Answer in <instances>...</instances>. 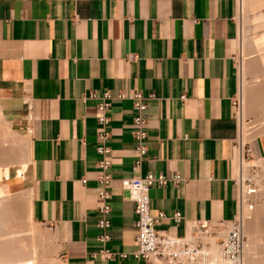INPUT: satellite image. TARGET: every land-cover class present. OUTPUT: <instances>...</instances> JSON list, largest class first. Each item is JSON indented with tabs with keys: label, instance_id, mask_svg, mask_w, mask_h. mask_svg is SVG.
<instances>
[{
	"label": "crops",
	"instance_id": "crops-1",
	"mask_svg": "<svg viewBox=\"0 0 264 264\" xmlns=\"http://www.w3.org/2000/svg\"><path fill=\"white\" fill-rule=\"evenodd\" d=\"M237 11L238 0H0V88L7 102L28 96L31 146L23 186L32 218L51 228L59 245L53 264H161L131 253L134 202L121 178L132 175L134 110L121 91L157 94L147 100L141 173L184 177L150 188V212L169 216L155 227L183 236L194 220L235 216ZM107 90L113 258L92 255L101 246L99 99L86 97ZM252 127L249 138L261 156L255 162L264 171V116ZM176 210L179 222L170 217ZM255 211L264 214V203Z\"/></svg>",
	"mask_w": 264,
	"mask_h": 264
},
{
	"label": "built area",
	"instance_id": "built-area-1",
	"mask_svg": "<svg viewBox=\"0 0 264 264\" xmlns=\"http://www.w3.org/2000/svg\"><path fill=\"white\" fill-rule=\"evenodd\" d=\"M119 97H129L132 99L134 114L133 123V151L134 158L132 161V175L123 176L121 184L129 190V196L134 202L135 213V242L137 244L135 250L131 253L135 258H152L158 260L161 264H244L243 255L247 243V237L244 232L243 223L250 214L244 215L243 207L248 206V210L254 208V197L259 194L260 186L263 184L264 175L258 170L256 160L261 157L254 151V145L250 142H244L240 133L234 142L233 156L237 161V176L235 177L237 212L235 216L228 220H218L208 222L205 220H194L189 227L188 232L183 236H169L165 232L155 227L156 222L163 218L169 217L163 210L156 215L150 212V195L149 191L156 182L159 185L171 182L175 185L180 184L184 177L175 172L171 175L163 173L155 174L154 172L141 173L144 157L148 152V118L147 108L148 99L156 98L154 91L143 93L141 90H134L126 93L119 92ZM86 97H97V138L99 143L96 147L98 155L97 166L99 168L98 181L100 187L98 189V238L101 244L98 251L93 252V256H101L102 258H113L116 253L109 248L111 240V182L113 177L110 168L112 166V148L108 142L110 138V130L108 123L110 120L108 108H110L111 92L108 90L101 94L91 92ZM181 97L186 99V95ZM233 104L240 108L241 98L239 92L233 97ZM30 113V103L28 106ZM31 118V114H30ZM30 130V127H28ZM242 146L241 159L236 157L235 151ZM251 158H255L251 160ZM251 163L249 170L243 174V162ZM175 222L182 219L180 211H174L170 216ZM220 247V261L213 262V246ZM123 257L127 256L126 252H122Z\"/></svg>",
	"mask_w": 264,
	"mask_h": 264
},
{
	"label": "bare ground",
	"instance_id": "bare-ground-1",
	"mask_svg": "<svg viewBox=\"0 0 264 264\" xmlns=\"http://www.w3.org/2000/svg\"><path fill=\"white\" fill-rule=\"evenodd\" d=\"M250 9H253L255 17H264V0H238V16H240V43L238 44L240 47V64L238 65L239 77L237 78L239 80L237 83L241 98L240 110H238V112L241 123L240 137L242 139V144L246 139L248 140L250 136V132H248L247 129V119L249 114H254L256 119L262 117V115L264 116V31H261L256 35L247 36L248 30L246 29L245 22L247 21L246 19L248 18L249 13L246 11H249ZM29 116L27 119H29ZM11 123L5 119L4 110L0 104V264H47L49 259L46 260L43 256L39 255L38 252L41 244L38 240L41 238V236L43 238L47 233L38 234L40 238L35 237L37 235H35L36 232H31L33 235L27 234V230L29 227L31 228V226L28 227L27 225L28 228L26 230V225H24V227L22 224L24 222H20L19 220V217H22L20 216L21 214H19L18 217L16 214L19 213V211L16 213V210L13 209L15 206H11L18 205V203L21 202H18L16 198V204H13L15 200H12L13 196H11L12 194L10 195L9 182L5 179V177L8 175L7 172H9V164H11L10 161L16 157L17 152L15 140L17 132H15V129H13ZM27 137L30 136L28 135ZM24 141L27 144L28 141ZM21 154L22 153H20V155ZM241 156L242 146L239 147L238 156L236 155V157L241 159ZM249 165H251V163H246L245 161L243 162V174H246V172L249 170ZM21 175L22 173L19 172V176ZM28 199L29 203L27 204L28 208L26 214L27 220L30 221L29 223H31L32 210L30 198L28 197ZM247 210L248 206L244 205L242 210L244 211V215H247L248 213L250 214V212ZM253 211L254 213L250 215L249 218H246L243 223L244 232L246 234H250V240H248L250 242L246 243L247 245L244 250V264H257V262L261 259L257 257L259 260L257 259V262L254 260V257H256L258 253L256 255L254 254L255 256H252V253L257 252L256 250L252 252V250L257 244L256 241L258 240L255 230H253L254 232H251V228L255 226L254 223H256L258 218L257 211ZM22 220L24 221V219ZM27 220L25 222H27ZM253 229H255V227ZM26 231L27 233H25ZM35 238L38 240H35ZM260 245H258V247ZM213 247V262L217 263L221 260V251L218 245L214 244ZM260 264L262 263L260 262Z\"/></svg>",
	"mask_w": 264,
	"mask_h": 264
},
{
	"label": "rangeland",
	"instance_id": "rangeland-1",
	"mask_svg": "<svg viewBox=\"0 0 264 264\" xmlns=\"http://www.w3.org/2000/svg\"><path fill=\"white\" fill-rule=\"evenodd\" d=\"M246 12L249 13L248 18L246 19L247 21L245 22L246 29L248 30L247 36L256 35V34H259L261 31H264V17H262V18L255 17L253 9H250L249 11H246ZM238 14H239V12H238ZM238 14H237V20H236L237 36L239 33L238 23H240V16H238ZM238 40L240 41L239 37H238ZM239 48L240 47H238V52L236 54L237 70H238V65L240 64V50H239ZM238 75L239 74L237 71V77H239ZM237 77H236V79L238 81L239 79ZM237 92H238V83H237ZM239 94H240V91H239ZM0 104L4 110L5 119L10 123L12 122L11 125H12L13 129H15V132H17L16 133V139H15L16 140V151H17L16 157L13 158L12 161H10L11 164H9V172H7L8 175L5 177V179L9 182L10 195L12 194L11 196H13L12 200L13 199L15 200L17 198L16 200L18 202L19 201H21V202H19V203L17 202L18 205H11V206H13V207L15 206L13 209L16 210V213L19 211V213L16 214V215H18V217H19V214H21L20 216H22V217H19L20 219L18 217L17 218L20 220V222H24L22 224H23V226L26 225V230L29 226H31V228L29 227V229L27 230L28 233H27V231L25 233L33 235L31 232H33V233L36 232L35 235L36 234L37 235L36 236L34 235V236L37 238H40V236L38 234H40V233L46 234L47 233L46 235H44L45 239H44V237L42 238V236H41V238L39 240L37 238H35V240H38L39 243H41L39 251H38L39 255L43 256L46 260L49 259L47 264H53L56 260V256H57V253L59 250V245L55 242V240H53L54 236H53V232H52L51 228H49L48 226H46L44 224L36 222L33 218H32L31 223H29L30 221L27 220V214H26L27 208H28L27 204L29 203L28 197L30 198V192H29L28 188H25L23 186V180H24V173L23 172L25 171V169L27 168V166L30 162V146H31V140H30L31 137H27L28 135L30 136V132L28 130V127H30L29 126L30 116H29L28 108L26 107L29 104L28 96H26L25 102H19V103L18 102H16V103L7 102L6 94L0 88ZM238 110H240V108H237V110H236L237 115H238V120H239ZM28 116H29V119H27ZM247 122H248V124H247L248 127L254 126V127H252V129H249L250 131H253V129L256 128L255 127L256 117L254 116V114H252V113L249 114ZM239 125H240V122H239ZM261 129L262 128H258L257 132L261 131ZM24 140H26V142L28 141L27 144L25 143ZM23 141H24V143H23ZM245 142H250L251 144H254V140H250V138H248V140L246 139ZM18 152H20L24 155H22V154L20 155V153H18ZM253 159H255V158H251V160H253ZM258 170L260 171L261 175H264V171L262 170V168L260 166L258 167ZM19 172L22 173L21 176H19ZM262 186H264V181H263V184L260 186V189H262ZM263 194H264V192L262 190H260L259 194L256 195L257 197H254V208H253V210H255L256 206L259 203H261V202L264 203V199H261ZM26 196H27V198H26ZM25 199H27V200H25ZM16 200L14 201V203L12 201V203L16 204ZM19 204H21V205H19ZM253 210H249L250 215H252L254 213ZM258 218L259 219L256 220V223H254L255 226H253V228L255 227V229L251 228L252 231L251 230L250 231L254 232L253 230H255L256 237L258 239L256 241L257 244L258 245L263 244V245L262 246L260 245L258 247V245L256 244L255 247L253 248L252 252L255 250L257 252L252 253V256L254 254L256 255L258 253L256 255V257H254V260H256V262H257L261 258L260 261L257 262V264H260V262L262 264H264V258H263V256H264V214H260V216ZM22 219H24V221ZM26 220H27V222H25ZM27 225H28V227H27ZM27 234H25V235H27ZM246 237H247V243L250 242V241H248V240H250V234H246ZM260 253H261V255H260Z\"/></svg>",
	"mask_w": 264,
	"mask_h": 264
}]
</instances>
